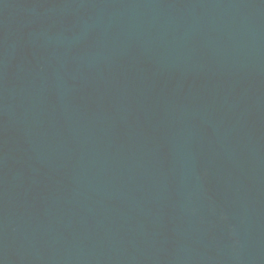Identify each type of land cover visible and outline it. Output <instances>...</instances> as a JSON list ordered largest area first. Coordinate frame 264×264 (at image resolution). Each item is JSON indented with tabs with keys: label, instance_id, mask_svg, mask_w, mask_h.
I'll list each match as a JSON object with an SVG mask.
<instances>
[{
	"label": "water",
	"instance_id": "95a60500",
	"mask_svg": "<svg viewBox=\"0 0 264 264\" xmlns=\"http://www.w3.org/2000/svg\"><path fill=\"white\" fill-rule=\"evenodd\" d=\"M0 264H264V0H0Z\"/></svg>",
	"mask_w": 264,
	"mask_h": 264
}]
</instances>
